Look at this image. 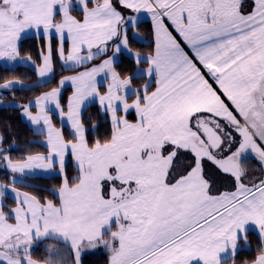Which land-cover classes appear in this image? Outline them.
Returning a JSON list of instances; mask_svg holds the SVG:
<instances>
[{
  "label": "snow or ice",
  "instance_id": "1",
  "mask_svg": "<svg viewBox=\"0 0 264 264\" xmlns=\"http://www.w3.org/2000/svg\"><path fill=\"white\" fill-rule=\"evenodd\" d=\"M146 18L151 50L133 51ZM29 33L46 41L40 77L54 51L74 74L18 106L45 152L14 159L0 136V264H83L96 249L106 264H240L250 232L243 264H264V0H0V60L17 61ZM93 103L108 127L90 139ZM37 170L61 177L54 198L17 187Z\"/></svg>",
  "mask_w": 264,
  "mask_h": 264
},
{
  "label": "trees",
  "instance_id": "2",
  "mask_svg": "<svg viewBox=\"0 0 264 264\" xmlns=\"http://www.w3.org/2000/svg\"><path fill=\"white\" fill-rule=\"evenodd\" d=\"M43 39L35 35H29L24 37L21 41L22 55H29L35 62H38L40 59L39 47ZM40 43V44H39ZM55 41L53 47L55 49ZM152 46V35H151V24L150 21L145 19L140 23L139 31L137 34V39L131 40V47L133 51H141L148 53L151 50ZM122 63L118 70L133 72L135 66L133 62L126 57H121ZM33 67V68H32ZM23 66L17 65L14 67H6L0 64V83H4L9 80L17 78H25L30 81L29 85L23 87H16L12 90H8L0 94V98L5 101H19L21 104L27 103L29 100L35 98L36 96L49 91L51 88L56 87L58 81L65 75L73 74L74 72L62 68L58 61H54V75L46 81L37 83V75L34 66ZM139 83V81L137 82ZM72 93V87L70 85L64 86L62 89V95L66 98ZM19 105H6L0 106V136H4L5 143L3 147L9 148V154L15 159L23 155V152L27 150L31 151H44L46 148L39 143L36 138L39 135L34 133V130L30 125L22 118L21 108ZM98 104L88 105L84 111L83 115L85 116L90 113L92 114V123L99 125V130L95 133L90 131V139H94L96 136H102L108 125L105 124L104 118L98 113ZM65 132H68V129L64 127ZM25 150V151H24ZM66 170L67 174L71 176L75 174V165L73 164L72 158L68 157L66 161ZM5 180H8V175H0ZM28 181L23 182L25 185H31L32 187H22L21 182L17 183L20 188H23L29 192H32L39 196H45L48 198H54L50 195L49 192L44 191L45 189H53L57 187L61 182V177L59 175L52 176H42L35 175L33 178H28ZM249 246L252 251L247 249L239 253L240 264H243L244 261L248 260L251 256L254 255V251L259 243L257 234L255 232H250L248 236ZM241 247L243 248V242H241ZM46 254L44 250L35 249V257L42 258ZM107 253L102 249L98 252L86 253L83 257V264H106Z\"/></svg>",
  "mask_w": 264,
  "mask_h": 264
},
{
  "label": "rangeland",
  "instance_id": "3",
  "mask_svg": "<svg viewBox=\"0 0 264 264\" xmlns=\"http://www.w3.org/2000/svg\"><path fill=\"white\" fill-rule=\"evenodd\" d=\"M147 20H149L150 21V19H148V18H146ZM30 34H33V35H35L34 33H30ZM36 36V35H35ZM53 43H54V41H53ZM40 44V43H39ZM46 48V41L45 40H43L42 42H41V46L39 47V54H40V59H39V61L38 62H36V64H35V62H34V60L29 56V55H22L21 54V56H20V58L17 60V61H12V62H10V61H3V60H0V64L2 65V66H6V67H14V66H17V65H23V66H34L35 65V71H36V67L37 66H40L41 65V63H42V60H41V51L42 50H44ZM54 48V47H53ZM29 57H30V59H29ZM58 61V63L60 64V66L62 67V68H65L64 66H63V62L59 59V57H58V55L55 53V51L53 52V72L52 73H50V74H48V75H46L45 77H40L38 74H37V72H36V75H37V83H39V82H43V81H46V80H48L49 78H51L53 75H54V61ZM33 68V67H32ZM69 75H73V74H69ZM65 76H68V75H65ZM12 81H18L19 82V84L16 86V87H23V86H27V85H29L30 83V81H28L27 79H25V78H17V79H13ZM5 83V82H4ZM3 83H0V85H2ZM66 85H71V83L70 82H68V83H66L65 84V86ZM15 87V88H16ZM72 87V86H71ZM6 91H8V90H4V89H0V94H2L3 92H6ZM41 95V94H40ZM34 99V98H33ZM32 100V99H31ZM6 105H22L19 101H5V100H3V99H1L0 98V106H6ZM33 111H35V109H33ZM84 111V110H83ZM21 116H22V109H21ZM22 118L30 125V127H32V129L34 130V126H32L27 120H26V118L25 117H23L22 116ZM88 119H92V114H90V113H88L86 116H85V120L87 121ZM54 123H56L57 124V126L58 127H60L61 125H60V123H59V121L54 117ZM64 127H66L67 129H68V127H67V125H65ZM69 130V129H68ZM43 136H37V138H36V140L39 142V143H41L42 141H43ZM42 144V143H41ZM43 145V144H42ZM44 146V145H43ZM45 147V146H44ZM25 151V150H24ZM46 150H44V151H41V150H39V151H32V152H45ZM27 154V151H25V152H23V155H26ZM16 159V158H15ZM73 161V160H72ZM73 164L75 165V163H74V161H73ZM4 174H7L8 175V180H5V179H3L2 177H0V182H2V183H8L9 182V179H10V173H8L7 172V170L6 169H4L2 166H0V175H4ZM35 175H42V176H52V175H57V174H55L54 172H43V171H41V170H37V172H36V174ZM72 175H75V174H72ZM71 175V176H72ZM215 180H216V182H218L219 183V185L221 186V190H224V189H222V188H224L225 187V185H226V187L225 188H227L228 186H229V183H228V180L225 178V177H223V176H220V175H216L215 176ZM26 181H28L27 179H25L23 182H26ZM17 183H20V180H18L17 181ZM218 185V186H219ZM17 187H19L18 185H17ZM20 188V187H19ZM20 190L21 191H27V190H25V189H23V188H20ZM48 198V197H47ZM4 202L9 206V207H13L14 206V200H13V194L12 193H8L5 197H4ZM51 243H55V241H52V240H47V241H42V242H40L39 243V245L36 247L38 250H44L45 249V247H46V244H51ZM102 249H96V250H91V251H89L88 253H90V252H98V251H101ZM45 255V254H44ZM43 255V256H44ZM42 256V257H43Z\"/></svg>",
  "mask_w": 264,
  "mask_h": 264
},
{
  "label": "flooded vegetation",
  "instance_id": "4",
  "mask_svg": "<svg viewBox=\"0 0 264 264\" xmlns=\"http://www.w3.org/2000/svg\"><path fill=\"white\" fill-rule=\"evenodd\" d=\"M247 163L251 166L250 167V174H255L256 172L259 171V166H258L257 162L254 159L249 158ZM206 169H207L209 175H211L212 178L215 179V176L218 175V174L216 173V170H215L214 166H212L209 163V164L206 165ZM217 185H219L218 182H217Z\"/></svg>",
  "mask_w": 264,
  "mask_h": 264
},
{
  "label": "crops",
  "instance_id": "5",
  "mask_svg": "<svg viewBox=\"0 0 264 264\" xmlns=\"http://www.w3.org/2000/svg\"><path fill=\"white\" fill-rule=\"evenodd\" d=\"M29 35H33V34H30V33H29L28 36H29ZM26 37H27V36H26ZM73 74H74V73H73ZM70 86H71V85H70ZM218 175L223 176L222 174H218ZM219 186H220V185H219ZM225 187H226V185H225ZM225 187H224V188H225ZM224 188H222V189H224Z\"/></svg>",
  "mask_w": 264,
  "mask_h": 264
}]
</instances>
